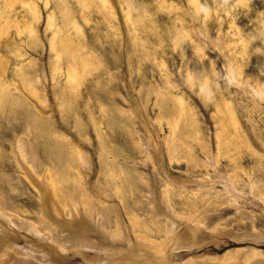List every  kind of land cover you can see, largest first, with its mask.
<instances>
[{
  "label": "rangeland",
  "instance_id": "1",
  "mask_svg": "<svg viewBox=\"0 0 264 264\" xmlns=\"http://www.w3.org/2000/svg\"><path fill=\"white\" fill-rule=\"evenodd\" d=\"M28 1L36 6V17L20 2L8 15L19 20L27 15L31 33L18 34L16 25L0 33V55L8 59L7 75L14 79L11 102L18 107L11 118H0L5 211L37 219V192L16 163L14 144L24 135L25 121H39L50 141L70 142L82 151L94 207L116 215L128 244L141 242L131 231L132 217L149 236L157 234L156 222L176 235L193 229L197 238L220 235L218 242L177 248L169 264H235L238 256L229 250L251 253L245 264H264V101L252 98L253 86L264 84V41H250L264 24V0H228L227 7L223 0H207L214 7L211 17L197 14L205 0H83L86 7L79 0ZM63 10L80 31L67 25ZM69 34L74 40L79 34L88 60L82 77L71 71L70 79L64 55L59 61L55 55L58 39ZM176 37L186 56L174 48ZM75 61L79 66L77 58L70 62ZM177 98L184 103L181 112ZM227 108L235 128L227 124ZM169 117L178 120L174 134ZM219 121L227 127L217 145ZM27 138L41 164L46 144L32 134ZM175 140L171 158L168 146ZM109 165L113 177L104 188L100 168ZM219 174L231 187L224 188ZM65 261L82 264L70 252Z\"/></svg>",
  "mask_w": 264,
  "mask_h": 264
},
{
  "label": "bare ground",
  "instance_id": "2",
  "mask_svg": "<svg viewBox=\"0 0 264 264\" xmlns=\"http://www.w3.org/2000/svg\"><path fill=\"white\" fill-rule=\"evenodd\" d=\"M18 2L26 6L25 12L32 19L37 16L36 6L28 0H0V33L6 30L5 26L9 25H16L18 34L22 33L25 29L31 33L32 29L27 20V15H20V20L18 17L13 16V18L8 15L9 9H12L15 3ZM79 2L80 4H84L85 7L87 6L85 1L79 0ZM63 16L67 21V25H71L77 31H80L76 20L70 18L66 10H63ZM58 33H60V28L56 29L52 42ZM57 43L56 60H61L62 55H64L67 62L68 79L75 77L71 75V71L82 77L81 71L88 68V60L84 58L85 45L82 44L79 34L75 40L71 34L64 37L61 36ZM173 46L175 49L180 50L181 55L186 56L180 37H176ZM13 50L16 51L12 49L8 50V52H12ZM87 54L89 53L87 52ZM66 58H69L70 61L72 58H77L79 66L76 64L77 60L72 64ZM7 64L8 59L0 55V118H11L14 111L18 109L17 105L11 102L9 87L14 86V79L8 78ZM14 73L17 77L22 76V71L19 67L16 68ZM71 89L73 90V88ZM75 91L72 93L75 94ZM176 100L179 104L178 111H183V101L179 98ZM227 111L230 114L227 124L235 128L234 116L228 108ZM161 115L167 116L169 113L165 114V112H162ZM169 116L171 117V114ZM170 117L168 124L171 133L174 134L178 120L174 119L171 121ZM183 118L189 122L188 124L193 126L188 114H185ZM179 119H182V117L180 116ZM31 122L32 120L25 121L23 127L24 135L15 140L14 157L16 163L18 162L19 167L22 168L24 176L37 192L40 211L37 219L30 221L20 217L17 212H6V208L3 204H0V260L2 259L0 264H35L34 260L37 257L35 254L40 257L38 260H40L41 264H66L67 252H70L73 256H79L82 264H169V255L177 248H190L198 243L216 242L220 239L218 237L220 235L212 233L205 237V239L197 238L194 229L187 236H182V234L176 235L171 228L160 227L153 218V212L151 211L150 216L152 223L156 222L154 226L157 234L150 235V237L147 234L149 232L147 228H144L142 225L140 227L139 222L129 217L131 231L138 234L137 236L140 237L141 242L128 244L129 241L127 242V239L123 235V233L125 234L124 228L122 230L116 215L112 216L107 208L94 207L92 195L86 189L88 183L84 174V168L87 165L83 159L85 156L83 157L82 151L70 142L64 145L60 141H50L45 136V129L41 122L35 121L30 124ZM95 124L97 130H101L99 127L100 122H96ZM217 126L219 132L216 135V140L217 145H219L222 142L220 140L225 133L227 125L219 121ZM30 134L33 135L36 141H42L46 144L47 157L41 161V164L39 162L37 147L27 144L29 142L26 143V138ZM53 134L55 133L53 132ZM177 147L178 141L170 142L168 150L171 158ZM154 150L153 153L155 152ZM115 152L113 150V153ZM146 154L149 156L152 154V151L148 149ZM187 156L188 159L192 160L189 153H187ZM26 157H29L30 164L28 167L23 163ZM34 163L38 165V171L33 168L32 164ZM213 170L218 174L216 166L213 167ZM100 175L104 177L105 184L99 183L103 184L104 188H107L109 181L113 177L111 166L109 165L104 169L100 168ZM219 176L220 183H222L225 189L231 187L229 178L227 179L223 175L222 177L220 174ZM159 232L162 235L158 236ZM117 242H122V245H119ZM163 243L165 244L162 245ZM227 254L238 256L234 261L235 264H245L248 259L247 256L249 257L251 253L247 254V252L241 250H229ZM222 257L217 256L215 259L221 260Z\"/></svg>",
  "mask_w": 264,
  "mask_h": 264
},
{
  "label": "clouds",
  "instance_id": "3",
  "mask_svg": "<svg viewBox=\"0 0 264 264\" xmlns=\"http://www.w3.org/2000/svg\"><path fill=\"white\" fill-rule=\"evenodd\" d=\"M199 3V0H197ZM223 6L227 7L228 0H223ZM198 15L211 17L214 14V7L210 6L205 0V3L199 5ZM256 40L264 41V24L261 25L256 35H250V41L255 42ZM252 98L256 101H264V84L253 86ZM211 102V101H210Z\"/></svg>",
  "mask_w": 264,
  "mask_h": 264
}]
</instances>
